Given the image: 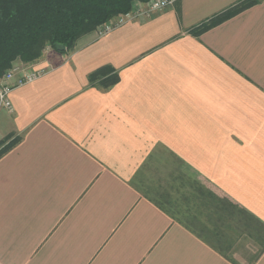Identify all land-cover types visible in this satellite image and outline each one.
Instances as JSON below:
<instances>
[{
    "label": "crops",
    "instance_id": "obj_1",
    "mask_svg": "<svg viewBox=\"0 0 264 264\" xmlns=\"http://www.w3.org/2000/svg\"><path fill=\"white\" fill-rule=\"evenodd\" d=\"M240 1L173 0L30 64L0 112V264H243L139 186L178 162L264 237V0L192 31ZM104 67L117 83L91 84Z\"/></svg>",
    "mask_w": 264,
    "mask_h": 264
},
{
    "label": "trees",
    "instance_id": "obj_2",
    "mask_svg": "<svg viewBox=\"0 0 264 264\" xmlns=\"http://www.w3.org/2000/svg\"><path fill=\"white\" fill-rule=\"evenodd\" d=\"M150 1L0 0V76L16 60L23 63L35 62L41 58L47 46L55 50L54 46L59 44L65 47L64 51L72 50L81 37L93 33L116 16L129 12L135 3ZM259 1L261 0H241L192 31L197 36ZM106 72L111 75L106 81H102L101 77ZM117 81V75L109 67L101 68L89 75L91 84L99 82L105 88ZM8 146L0 149V155ZM225 203L218 202L221 207L223 204L241 216L231 202ZM242 218L249 219L252 229L259 232L260 229L253 218ZM262 238L264 240V237Z\"/></svg>",
    "mask_w": 264,
    "mask_h": 264
},
{
    "label": "rangeland",
    "instance_id": "obj_3",
    "mask_svg": "<svg viewBox=\"0 0 264 264\" xmlns=\"http://www.w3.org/2000/svg\"><path fill=\"white\" fill-rule=\"evenodd\" d=\"M133 8H136L135 4ZM47 47L44 48L42 56L48 52ZM33 63L16 60L10 67L20 65L25 70L37 69L30 65ZM7 145L8 141H3L0 149ZM163 163L164 161H161L159 164L157 160L155 166L147 167L145 169L147 173L141 176L142 182L139 183L141 189L157 205L231 260L249 263L264 251L263 238L255 229L244 226L239 216H233V211L225 221L219 218L220 213L209 203L220 201L210 200L213 197L208 187L186 174L178 162L171 161L166 167L162 165Z\"/></svg>",
    "mask_w": 264,
    "mask_h": 264
},
{
    "label": "built area",
    "instance_id": "obj_4",
    "mask_svg": "<svg viewBox=\"0 0 264 264\" xmlns=\"http://www.w3.org/2000/svg\"><path fill=\"white\" fill-rule=\"evenodd\" d=\"M172 2L173 0H151L149 3H145L143 7L133 8L129 12L119 15L101 25L97 28L96 33L98 36L109 33L127 22L133 21L139 17H147L153 12L160 11L171 5ZM48 49L49 47L46 48V50ZM45 73V68L25 70L20 65H14L7 69L0 76V112L2 110L9 112L12 110L10 95L13 90L39 79L44 76Z\"/></svg>",
    "mask_w": 264,
    "mask_h": 264
},
{
    "label": "water",
    "instance_id": "obj_5",
    "mask_svg": "<svg viewBox=\"0 0 264 264\" xmlns=\"http://www.w3.org/2000/svg\"><path fill=\"white\" fill-rule=\"evenodd\" d=\"M54 48L56 51H59V52H63L65 50V47L59 44H56Z\"/></svg>",
    "mask_w": 264,
    "mask_h": 264
}]
</instances>
